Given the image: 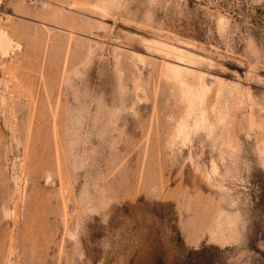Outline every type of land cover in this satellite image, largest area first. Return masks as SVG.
<instances>
[{
  "label": "rangeland",
  "instance_id": "374dc122",
  "mask_svg": "<svg viewBox=\"0 0 264 264\" xmlns=\"http://www.w3.org/2000/svg\"><path fill=\"white\" fill-rule=\"evenodd\" d=\"M0 32V264H264V0H0Z\"/></svg>",
  "mask_w": 264,
  "mask_h": 264
},
{
  "label": "bare ground",
  "instance_id": "6f19581e",
  "mask_svg": "<svg viewBox=\"0 0 264 264\" xmlns=\"http://www.w3.org/2000/svg\"><path fill=\"white\" fill-rule=\"evenodd\" d=\"M2 32H0L1 34ZM8 37L5 34H1L0 35V49L5 50V48L8 45ZM169 44V43H168ZM168 44H163V43H158L159 47H160V51H162V53H164L167 57H169L170 55H173L176 57V62H174V64H170V63H166L167 67L172 70L175 73H185L188 71L189 63L187 62L189 58L192 57V54L190 53V51H186L184 49H180L175 47L174 45H168ZM186 48H189V45L185 44L184 45ZM155 48V47H154ZM193 58V57H192ZM169 59V58H168ZM172 59V58H171ZM170 59V62H171ZM191 61V60H190ZM173 62V61H172ZM192 62V61H191ZM190 62V63H191ZM188 63V64H187ZM192 65V63H191ZM192 67V66H191ZM171 71V72H172ZM190 71V70H189ZM188 71V72H189ZM187 72V73H188ZM177 74V75H178ZM175 75V74H174ZM190 75V74H189ZM181 76V75H180ZM176 78V77H175ZM185 78V77H184ZM211 79V78H210ZM189 94V93H188Z\"/></svg>",
  "mask_w": 264,
  "mask_h": 264
}]
</instances>
